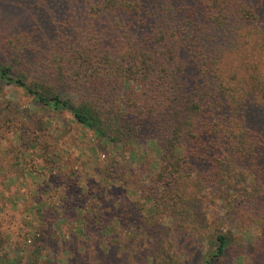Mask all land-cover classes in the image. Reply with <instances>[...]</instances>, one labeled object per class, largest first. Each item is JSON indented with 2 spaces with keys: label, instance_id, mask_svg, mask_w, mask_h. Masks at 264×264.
<instances>
[{
  "label": "trees",
  "instance_id": "obj_1",
  "mask_svg": "<svg viewBox=\"0 0 264 264\" xmlns=\"http://www.w3.org/2000/svg\"><path fill=\"white\" fill-rule=\"evenodd\" d=\"M22 2L49 7L47 0ZM250 4L67 0L60 18L47 11L28 27L0 33V79L45 106L69 110L105 141L149 142L159 159L142 191L156 226L168 215L175 228L196 233L204 218L184 184L193 174L223 184L244 173L253 191L226 202L247 246L235 248L233 260L264 264V142L248 125L264 77L245 76L248 68L230 53ZM199 161L209 162L207 171L195 170ZM208 240L201 264L221 259L234 239L218 230Z\"/></svg>",
  "mask_w": 264,
  "mask_h": 264
},
{
  "label": "rangeland",
  "instance_id": "obj_2",
  "mask_svg": "<svg viewBox=\"0 0 264 264\" xmlns=\"http://www.w3.org/2000/svg\"><path fill=\"white\" fill-rule=\"evenodd\" d=\"M47 1L49 7L0 0L2 36L47 11L60 18L67 0L59 8L60 0ZM248 1L251 15L242 19L230 53L248 68L245 76L264 77V0ZM250 105L248 125L264 142V89ZM158 159L149 142L105 141L69 110L45 106L0 79V264H201L208 237L218 230L234 240L212 264H248L250 258L233 260L234 249L247 246L226 205L253 191L248 176L228 175L218 184L193 174L184 190L195 197L205 226L195 225L196 233L177 229L168 215L156 226L142 189ZM195 164L198 172L210 167Z\"/></svg>",
  "mask_w": 264,
  "mask_h": 264
}]
</instances>
